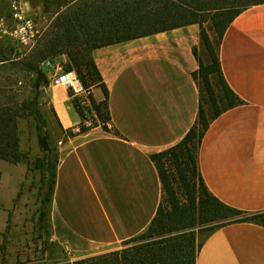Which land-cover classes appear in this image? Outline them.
I'll return each instance as SVG.
<instances>
[{
    "label": "crops",
    "instance_id": "0c3cea01",
    "mask_svg": "<svg viewBox=\"0 0 264 264\" xmlns=\"http://www.w3.org/2000/svg\"><path fill=\"white\" fill-rule=\"evenodd\" d=\"M200 44V27L191 25L92 52L109 91L111 132L94 135L96 127L60 157L53 242L88 255L149 229L163 199L152 157L183 141L199 119L193 50ZM219 55L225 80L242 104L211 123L199 148V170L214 197L253 220L211 233L197 264H264V4L233 21ZM48 91L63 127L78 125L69 95L56 86ZM94 99L105 100L100 88H94ZM3 215L0 235L8 226Z\"/></svg>",
    "mask_w": 264,
    "mask_h": 264
},
{
    "label": "trees",
    "instance_id": "16d2710c",
    "mask_svg": "<svg viewBox=\"0 0 264 264\" xmlns=\"http://www.w3.org/2000/svg\"><path fill=\"white\" fill-rule=\"evenodd\" d=\"M263 4L264 0H50L46 1L45 12L53 10L55 19L36 51L13 59L14 51H7L4 42H0V162L19 164L25 160L18 123L32 118L45 153L36 163L46 187L45 193H40L36 226L45 232L47 242L51 237L48 217L59 157L50 145L48 124L41 108V99L50 87L42 63L65 53L69 59L66 70L75 71L87 88H100L105 96L101 103L93 97L91 109L74 100L80 108L77 112L81 115L95 112L99 119L110 121L109 91L92 52L191 25L200 27L201 45L208 62L195 47L199 70L194 76L200 81L202 94L199 119L183 141L152 157L163 186L157 216L147 232L124 243L123 249L68 264H197L203 244L198 241L196 229L216 225L210 230L213 233L228 224L253 220L210 193L199 170L198 153L211 123L242 104L225 80L219 55L221 42L239 15ZM207 24H211L214 39ZM8 74L10 85L1 80ZM13 76H22L24 90L13 89L22 82H15ZM20 91L22 98L17 96ZM203 92L211 105V115L204 107Z\"/></svg>",
    "mask_w": 264,
    "mask_h": 264
},
{
    "label": "rangeland",
    "instance_id": "374dc122",
    "mask_svg": "<svg viewBox=\"0 0 264 264\" xmlns=\"http://www.w3.org/2000/svg\"><path fill=\"white\" fill-rule=\"evenodd\" d=\"M46 1L50 0H0V42H4L7 51H14L12 54L13 59L24 58L36 51L50 27H52L55 15L53 10L45 12ZM15 2L18 3L25 15L36 24L39 31L37 40L32 45L26 46L12 36L19 25L14 16L13 5ZM206 28L209 30L211 38L214 39L215 34L211 31V24H207ZM198 53L205 62H208L207 52L201 44L198 48ZM63 55L66 56V61L62 58ZM54 60L63 62L65 67L69 61L65 53L57 55ZM8 77H10L9 74L5 79L1 80L5 84L10 85ZM13 77L15 82L16 80L22 81V76ZM198 83L200 84V81ZM13 89L24 90L23 81ZM48 90L41 99V108L44 119L48 124L50 145L59 159L79 142L88 138L87 135L92 132V129L100 127L99 132L92 133L94 135L111 132L110 121L99 119L95 112L91 111H87L83 115L79 114L77 112L80 109L78 103L72 99V104L80 122L72 128L65 129L56 116ZM219 92L222 94L221 91ZM22 95V91L17 93L19 98H22ZM203 97H205L204 107L208 114L211 115L212 108L204 92ZM18 128L20 148L25 155V160L19 164L5 162L0 166L4 174V180L0 186V211H3L2 213L0 212V221L5 217L3 215L4 212L8 218L6 232L0 235V264H68L123 249L124 244L107 247L99 251H91L88 255H85V253L76 255L65 247L53 242L51 223H49L51 237L46 242L45 232H40L36 226L38 222L37 210L41 199L40 193L41 191L43 193L46 191L45 185L43 187V175L36 168V163L39 159L44 158L45 153L39 143L36 122L32 118L20 120ZM50 217L51 214L48 217L49 222ZM214 226L216 225L196 229L199 243L202 244L204 242L211 234L210 230ZM2 247L5 249H2Z\"/></svg>",
    "mask_w": 264,
    "mask_h": 264
},
{
    "label": "built area",
    "instance_id": "2783aa9c",
    "mask_svg": "<svg viewBox=\"0 0 264 264\" xmlns=\"http://www.w3.org/2000/svg\"><path fill=\"white\" fill-rule=\"evenodd\" d=\"M13 9L19 25L12 36L26 46L34 44L39 35L36 24L25 15L18 3H14ZM62 58L66 61L65 55ZM42 67L48 73L50 86H56L66 92L72 100H79L84 108H92L94 88H87L75 71H67L63 62L54 59L45 60Z\"/></svg>",
    "mask_w": 264,
    "mask_h": 264
}]
</instances>
